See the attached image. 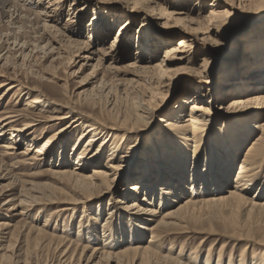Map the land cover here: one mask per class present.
Returning <instances> with one entry per match:
<instances>
[{"label": "rangeland", "instance_id": "374dc122", "mask_svg": "<svg viewBox=\"0 0 264 264\" xmlns=\"http://www.w3.org/2000/svg\"><path fill=\"white\" fill-rule=\"evenodd\" d=\"M53 1L54 0H25L24 2L27 7L37 10L47 5L54 8L55 5H51V2ZM154 1L155 3L153 4L150 0H62V7L60 6V22L64 23L68 18H71V20H73L71 21L73 29L78 31V33H81L80 37L78 35H73L72 39L78 40V42L88 41V43H90L96 50H104L112 44L116 36L122 33L119 35V44L115 51L117 59L114 64L119 68L117 71L111 69L106 63H104V65L102 64L100 67H94L97 59L88 63L91 65H86L87 61L83 59V57L87 53L77 52L79 51V46L77 47L75 44H69L65 38L55 34L54 30H43V27H40L42 25H40L39 27L42 29L39 28L41 33L34 34L33 31H36V29L34 30V27L31 26L30 22H27L24 25V28L19 29L23 20L21 21V19L16 18L17 20L15 19V21H18V23L13 24L11 21L12 18H10L11 13L8 18L3 20L0 16V32L2 31V33H4L3 38L4 36H7V38L11 37L14 30L17 32L18 36L25 34V36L22 35L23 37H21L25 42L28 40L26 43H29L30 45H28L29 48L26 51L28 55L26 56L25 61H23L24 55L20 51L15 53L14 57H16V59L13 57L11 58L12 62H17L16 65L15 63H9L6 65L4 64L6 60L0 61V69L4 70L7 76L20 79L22 82L28 81L32 84H37L38 80H40L39 78H41L39 74L42 68L45 67L52 71L54 67H57V88L64 93V87L66 88L67 85L68 92L66 95L68 96L66 99L71 101L79 100L82 102L79 105L81 107L80 109L90 113L92 116H102L101 114L104 112L103 109H112L113 113L123 115L125 113H130L131 111H136L139 108L142 109L144 108L142 107L143 105L152 106V110L155 108V112H152V114L148 116V121L136 124L139 127L143 125V128L146 129L150 123L148 127L149 129L144 130L146 132L140 134L147 135L138 144L139 146L137 147L136 152L138 156H136V158L140 156L139 159H135L136 164H132L133 167L131 166L127 172H124L120 178L112 183L109 193L102 197L98 196L92 201L83 202L77 206L67 202H51L52 204L45 205H43L44 203H36L29 206L28 214L21 215L20 212L12 210L13 203L10 204V206L3 205L4 200L6 201L8 198L12 197L17 199L20 186L15 185L8 188L7 185L10 184L9 178L0 180V222L8 223L10 225L7 227L8 229L6 228L7 236L10 238L11 235L15 233V243H19V245L22 246V249L17 252V254H19L18 257L14 256L15 261H19L21 264H26L27 261V264H60V262L57 261L59 260L60 252L58 253L55 249V245L53 247L46 246L45 244H47L48 241L46 242L45 239H42V242L44 241V244H41L42 250H39L32 255L27 261L23 257L24 255H22L25 254L24 251L27 249H33L32 244L36 241L33 232L29 231L30 226L38 225V227H42L47 218H50V214L53 215L49 219L50 223L47 226V231L49 233L64 236L69 241L75 239L73 242L77 240L76 242L79 245L81 244V247L87 245L90 246L89 248L91 250L93 247L105 246V239H107V242L109 241L110 247H115L117 245H115L117 242L116 240H122L119 236L116 239L112 236L110 238L107 237L109 236V232L103 234V232H106L107 229L113 227V225L117 228L118 233H116V236L120 235V230L124 227V230L133 237L136 234L137 229L129 220L128 215H125L124 217L118 215V219L114 216L110 220L108 226L104 225V221L110 214L109 209L113 207V205H118L121 200L120 198H124V205L130 204L131 201L135 199V195L138 196L139 200H143L141 198L144 196V193L141 189L137 190V193L134 196L131 194H125L124 190L132 185V183H140V178L135 179V177H138V174H141V171H144L146 165H149L150 168L149 172L152 175L151 182H155V179L159 182L158 189L156 188L155 191H151L152 195L149 199H155L157 202L159 199L163 200L167 198L166 202H164L166 207H161L166 210H168V207L171 205L170 196H173V200L177 199L180 185H183V187L188 186V182L191 180L192 176H196V179H203L205 161L207 159L210 160L207 164H210L209 162H211L210 151L202 150V153L207 151V154L198 162L197 168H193V158L189 151L192 147L186 145L185 141L180 142L181 137L183 136L182 134L163 127L162 121H160L161 119L171 118L175 111H179L180 108H178V106L181 105L186 97L192 95L195 97L201 96L203 97L202 100L206 102V105L211 107L212 118L215 117L214 119L217 121L215 127L216 129H219V132L215 135V141L212 143V147L214 146L213 148H215L214 154L217 156V161H220V157L222 156V160L227 162L229 168L228 172L230 173L228 180L235 179L240 167L241 158L243 157V144L240 147V144L236 142L234 143L233 141L239 140L238 142H242V139H245L244 136H239L235 131L237 130L241 132L240 129H246L247 125L238 122L242 121L241 115L246 116L251 113H241V110L244 109H230L228 106L231 105L233 99L245 96L247 90L251 91L253 89L256 90L255 88H259L260 86L262 87V84H259L257 78L261 75L259 70L262 68V72L264 71V22L258 20L251 22L245 19V17H243L244 14L240 12L242 8H245L244 3L241 2V0ZM149 4H151V6L155 4L168 6L170 12H176V14L174 13V16L176 17L172 16L169 18L167 15H160L158 11H150V8L147 7ZM70 7L72 9H70ZM224 8L228 9V11L224 13V18L214 15L216 17H214L209 23L204 24L203 29H198L197 31L193 30L194 33L191 34V43L193 46L189 48L191 51H186L182 54L178 52L180 56L184 55L187 58L175 59L177 62L175 66L181 68V71L174 77L166 75L164 80L167 81L161 87H158V84H156V79L153 81L150 75L147 73H142L141 75V72L136 67H132L137 56H154L157 59H160L163 56L165 57L167 47L178 44L177 42L182 38V35L187 34L186 29H189V25L183 21L178 22L176 19L177 17L184 18L190 16L200 20L210 16L212 9L222 11ZM13 10L14 8H12V11ZM17 14L18 13L15 12L12 17L15 18ZM127 19L130 20L128 25L130 23L131 25L127 26L121 32V25ZM226 19H230V27L224 25L223 22ZM184 20L189 22V18H184ZM10 22L12 23L10 24ZM197 24L199 25V23ZM197 24L194 26L197 27ZM40 35L44 38L38 37ZM12 37H14V35ZM227 39L230 40L227 41ZM3 40H5V38L1 39L0 43ZM50 40L54 43V49L46 50L49 48L47 43ZM13 41L14 39L8 41L9 44H6L2 56L7 52L9 45L16 49L22 46V42L19 43V41H14V44ZM218 44H220V46H218ZM207 52H209V54ZM206 53L212 62V68L210 67L208 72L201 71V64ZM127 79H135V81L131 82L127 81ZM2 82L3 80L0 78V83ZM102 82L104 84H102ZM7 87L8 85L0 89V96L2 91ZM156 89L158 91L155 93L154 90ZM63 93L59 91L57 95L53 94L52 96L54 98H64ZM239 94L242 95L239 96ZM26 98V96H21V99H17L13 97V93L9 94L5 101H0V112H7V110L21 112L27 109L28 111H34L33 113L38 114L41 107L38 108L36 106L34 108H28ZM130 108L131 110H128ZM258 108H260V110L262 109L259 111L260 117L258 120H260L264 118V105ZM0 115L2 114L0 113ZM69 121V119H66L62 124L65 125ZM21 123H23V121H20V123L17 124L22 125ZM87 126L89 127V124H86L84 128ZM42 129V127H38L37 134L34 135L40 137L37 143H35L36 141L34 140V146L36 144L43 145L53 133L51 131H45L46 133L41 135V137L38 134H40ZM16 134L17 133L14 135ZM241 134H243V132L240 133V135ZM133 135V141L135 142L138 137L137 135L139 134ZM80 136L81 129H76L67 139L63 140L64 137H62L58 146L52 144L56 149H50L46 152L47 154L40 155L39 158L44 157L43 162L37 161L34 162V165H20L15 169L13 168V173L18 176L21 175V179L25 178V180L27 179L30 182L39 185L57 184L58 179H55L53 175L47 171L46 173L45 170L49 168L50 164L62 161L60 158V153L62 152H64L63 160L66 159L69 163L70 169H74L77 166L76 159L79 155L78 152L75 153L76 150L74 149V144L78 142ZM9 137H11V135H9L8 138ZM155 139H161L160 141H162L166 147L162 148V150L166 151L162 152L161 150V164L159 163L157 156L152 153V143ZM10 140H7V138L3 139L0 136V145L6 144V142H10ZM13 140H16V142L13 141L14 143L12 145L14 149L11 151L16 153L10 156H5L3 158L5 164H12L21 159L22 155L20 152H23L27 148V144H30L28 142L30 138L28 139L26 134H21L19 137L15 136L13 137ZM87 140L88 139L86 138V141ZM133 141H127L124 150L123 148H120V155L129 150ZM1 149L3 150V148ZM51 150L53 152H51ZM44 151H47V149ZM110 152L112 151L107 144L105 152H102V157L98 161H95L94 159L84 164L90 168V172L94 167H105L108 162L107 157L111 154ZM165 157H167V159H165ZM166 160L169 162H166ZM174 160H176L175 163H172ZM92 162H96V165ZM165 163H168L170 167H167ZM172 164H178V167H176L177 169H175ZM159 165L163 167L166 166V170L164 172L160 171V169H158ZM206 168L209 173V169L211 170L210 165H207ZM37 173H40V175H35ZM30 174L34 175V177L28 176ZM258 176L260 180L264 178V168ZM149 184L150 182L148 183V186ZM199 186L200 185H198L197 188ZM189 187L191 188V186ZM219 188L217 187V189ZM188 192L190 193H186V197L192 195V189ZM162 193H169V196H161ZM199 193L201 192L198 191L196 193L197 195L193 194L192 196H199ZM113 197H115L114 203ZM143 201L144 205L147 206L149 205L147 203L152 202ZM84 206H87L89 209V215L82 213ZM59 209H62V211L57 213V210ZM215 212L212 213V218L207 217L204 225L199 221H196L197 223L192 221L186 226L183 222L181 226L186 227L185 229H176L175 231L172 230L171 232L168 231L161 233L159 238L163 245V250H165L162 251V253H166L170 247H173L174 253L176 254L179 253L181 249L184 259L189 261L193 252L196 251L194 254L198 255L197 264H205V259L209 252L212 257V264H216L220 254H222V264H229V261H231L232 264H239L241 255L245 253L243 259L244 262L242 261L244 264H254V255L256 252L259 255L262 254V259L264 260V252H260L259 249H257L259 247L256 244V239L252 240L249 238L243 239L238 237L240 234H245L246 231L243 230H245L244 228L246 226H240V228L243 227L241 230H239V227L237 226H234L235 228L232 227L231 224L229 227H225L223 222L224 218L222 216L224 213L217 210ZM89 217L92 220L93 225L90 220H87ZM16 225H18L19 228H17ZM187 227H189V229ZM211 227L214 228L212 229ZM80 229H82L83 232L82 236L78 235ZM141 229L142 231L145 230L144 228ZM233 229L234 231L237 230V233L240 232L239 235L234 234ZM144 234V240L148 241L151 234L147 231ZM260 238L261 235L258 234L257 239ZM28 239L31 241L34 240L33 242H30V246ZM112 239L115 240L112 241ZM37 241L39 242V240ZM124 243L125 242L122 241L120 242V245H123ZM10 261H13V259ZM0 264H2L1 261ZM82 264H85V261H82Z\"/></svg>", "mask_w": 264, "mask_h": 264}, {"label": "bare ground", "instance_id": "6f19581e", "mask_svg": "<svg viewBox=\"0 0 264 264\" xmlns=\"http://www.w3.org/2000/svg\"><path fill=\"white\" fill-rule=\"evenodd\" d=\"M24 1L25 0H0L1 19L3 20L8 18L11 13L10 18H12L11 21L13 22V24L18 23V21H15L16 18L21 19V21L23 20L22 22L24 24L22 23V25L19 26L20 29L24 28V25L27 22H30L31 26L34 27V30L36 29V31H33L34 34L41 33L42 29L40 27H43V30H54L55 34H58L59 36L65 38L69 44H75V46L77 47L79 46V51L77 52L87 53L83 57V59L87 61L86 65H91L88 63L97 59L94 67H100L102 66V64L104 65V63H106L111 69H115L116 71L119 69L114 64L115 60L117 59L115 51L117 50V46L119 44V35H121L122 33L116 36L109 47L105 48L104 50H96L90 43H88V41L78 42V40L72 39L73 35H78L80 37L81 33H78V31L73 29V26L71 24V21L73 20H71V18H68L64 23L60 22V6L62 7V0H54L53 2H51V5H55L54 8H52L50 5H47L37 10H34L31 7H27ZM150 2L153 4L155 3L154 0H150ZM241 2H243L245 6V8H242V10L240 11L242 14H244V16H241L245 17V19L251 22H255L257 20L264 22V0H241ZM147 7L150 8V11H158L160 15H167L169 18L172 16L176 17L174 16L176 12H170L168 6H161L158 4L151 6V4H149V6ZM12 8H14L13 11ZM70 9L72 8L70 7ZM227 11V8H224L222 11H218V9H212V13L210 16L200 20L195 19V17L192 18L190 16L184 17L186 19L189 18V22L191 21L190 23L188 21L186 22L183 17H177L176 19L178 20V22L183 21L184 23L189 25H187L189 29H186L187 34H180L182 35V38L179 39V41L177 42L178 44L167 47L165 57L163 56L162 58L157 59L154 56H137L136 61L132 64V67H136L141 72V75L142 73H147L148 75H150L153 81L156 79V84H158V87H161L167 81L164 80L166 75L174 77L181 71V68H177L175 66L177 63L175 59L187 58L184 55L180 56L178 52L182 54L183 52L191 51V49L189 48L193 46L191 43V34L194 33L193 30L197 31L198 29H203L204 24L209 23L216 16L224 18V13ZM15 12H17L18 14L14 18L12 16L13 14H15ZM127 20L121 25V32L127 26L131 25V23L128 25L130 20ZM12 22H10V24ZM192 22L195 23L193 24ZM229 22L230 19H226L223 23L224 25L230 27L231 25L229 24ZM197 23H199V25ZM196 24L198 25L197 27H195ZM3 34L4 33H2L1 31L0 40L5 38L6 41L3 40L0 43V61L6 60L4 64L7 65L9 63H15L16 65L17 62H12L11 58L13 57L14 59H16V57H14L15 53L19 51L23 53V61H25L26 56L28 55L26 51L30 46L29 43H26L28 40L25 42V40L22 39V35L25 36V34L18 36L17 32L14 30L12 34V36L14 35V37L11 36L7 38V36H4L3 38ZM38 37L44 38L42 35ZM10 39H14L15 42L19 41V43L22 42V46L16 49L15 47L12 48L9 45L7 52L2 56L3 50H5L6 44ZM229 40L230 39H227V41ZM47 45H49V48H47L46 50L54 49V43H52L51 40L48 41ZM218 46H220V44H218ZM176 53L179 55H177ZM207 53L209 54V52ZM207 53L203 58L201 71L208 72L210 70V67L212 68V62L210 61V57L207 56ZM56 69L57 67H54V69L50 71L45 67L42 68L39 74L42 79L39 78L40 80H38L37 84H32L28 81L22 82L20 79L7 76L6 72L0 69V78L3 80V82L0 83V89L8 85V87L4 91H2L0 101H5L7 96L13 93V97L17 99H21V96H26L28 108H34L36 106L38 108L41 107L40 112L38 113L39 115L33 113L34 111H28L27 109L21 112H18L16 110H7V112H0L2 114L0 115V136L3 139H11L10 142L5 141L6 144L0 145V180L9 178L10 184L7 185L8 188L15 185L20 186L19 194L18 196L16 195L17 199L12 197L8 198L6 201L4 200L3 205L10 206V204L13 203L12 210L20 212L21 215L28 214L29 206H32L36 203H44L43 205H45L52 204L51 202H67L77 206L80 203L92 201L98 196L102 197L103 195L109 193L112 183L120 178L124 172H127L132 164H136V160H138L140 157L139 156L136 158V156H138L136 154L137 147L139 146L138 144L140 143V141L147 135L140 134L146 132L144 130L149 129L148 127L150 123L146 127V129L143 128V125L139 127L136 124L143 121H148V116L152 114V112H155V108H153L152 110V106L141 105L144 108L140 109L138 107V110L135 109L136 111H131L130 113H125L123 115L113 113L112 109H103L104 112L101 114L102 116H92L90 113H87L80 109L81 107L79 105L82 102H80L79 100L71 101L66 99L68 96L66 95V93L68 92V86L66 84V88L64 87V93L62 92V90L57 88L56 80L58 79V74ZM261 69L259 70L261 72V75H259L257 79L259 84H262V87L260 86L259 88H255L256 90H247L245 96L233 99L231 105L228 106L230 109H244L241 110V113H251L246 116L241 115L242 121L238 122L240 124L243 123L244 125H247L246 129H240L241 132L237 130L235 131L237 134H239V136H244L245 138L242 139V142H238L239 140L233 141L234 143L236 142L240 144V147L243 144V157L241 158L240 167L237 171L235 179L228 180L230 173L228 172L229 168L227 166V162L225 160H222V156L220 157L221 160L217 161V156L214 154L215 148H213L214 146L212 147V143H214L215 135L217 132H219V129H216L215 127L217 121L214 119L215 117L212 118L213 115L211 114V107L206 105V102L202 100L203 97L201 96L196 95L197 97H195L192 95L186 97L182 101L181 105L178 106V108H180L179 111H175L171 118L161 119L160 121H162L163 127L170 129L171 131H174L176 133L182 134L183 136L181 137L180 142L185 141L186 145L192 147L189 151L191 153V157L193 158V168H197L198 162L202 160V158L207 154L208 150L210 151L211 162H209L210 164H207V162L210 160L207 159L205 161L203 179H196V176H192L191 180L188 182V186L183 187V185H180V188L178 190L179 195L177 196V199L173 200V196H170L172 199H170L171 205L168 207V210H166L165 208L162 209L161 207H166V204L164 202H166L167 198L163 200L159 199V201L157 200V202L155 199H149V197L152 195L151 191H155L156 188L158 189L159 182L157 179H155V182H151L152 175L149 172L150 168L149 165H146L144 171H141V174L139 173V176L135 177V179H141H139L140 183H132V185L124 190V193L134 196L137 193V190L141 189L144 193V196L141 199L145 200L146 202H152L147 203L149 204L148 206L144 205V201L139 200L138 196L135 195V199L131 201L130 204L126 203L127 205H124V198H120L121 200L119 199V204L113 205V207L109 209L110 214L104 221V225L108 226L110 220L114 216L116 217V219H118V215H120L121 217L128 215L129 220L137 229L136 234L133 237H131L132 235H129V233L124 230V227L120 230V235L116 236V233H118L117 228H115V226L113 225V227L111 228L108 227L109 229H107L106 232H103V234H107V232H109V236H107L109 238L111 236L113 238L115 237V239L118 238V236L121 237L122 240H116L117 242L115 243V245L117 244L118 246L114 245L115 247H110L109 241L107 242V239H105V246L93 247L91 250L89 248L90 246L87 245L81 247V244L79 245L76 242L77 240L75 241L76 243L73 242L75 239L69 241L64 236H58L49 233L47 231V226L50 223L49 219L53 215L50 214V218H47L42 227H38V225L30 226L29 231L33 232V234L35 235V240H39V242L34 241L33 238V249L29 248L24 251L25 254L21 253L22 255H24L23 257L26 259V261L39 250H42L41 244H44V241L42 242V239H45L46 242L48 241L47 244H45L46 246L53 247L55 245V249L58 251V253L60 252V255L58 254L59 260H57L60 262V264H82V261H85V264H197L198 255L194 254L196 251L193 252L191 257L189 258V261H186V259H184L181 249L179 253L176 254L174 253L173 247H170V249L166 253H162V251L165 250H163V245L160 242L159 236L163 232H171L172 230L175 231L176 229H185L186 227L181 226L183 222L186 224V226H188L187 224L192 221H195V223H197L196 221H199L204 225L207 217L212 218V213L216 210L224 213L222 216L224 218L223 222L225 227H229L231 224L232 227L237 226L239 227V230H241L243 229V227L240 228V226H246L244 228L245 230H243L246 231L245 234L239 235L240 232L237 233L238 231H234V229L233 233L238 234L239 238H249L252 240L256 239V244L259 247L257 249H259L260 252H264V178L260 180L258 176L264 168V118L258 120V118L260 117L259 111L262 110H260V108L258 107H262L264 105V71L262 72ZM127 81L132 82L135 81V79H127ZM102 84L104 83L102 82ZM59 91L63 93L64 98H54L52 96L53 94L57 95ZM154 91L156 93L158 90L156 89ZM241 95L239 94V96ZM128 110H131V108ZM66 119H69L70 121L63 125L62 123H64ZM20 121H23V123H21L22 125L17 124L20 123ZM85 123L89 124V127L87 126L86 128H84L86 126ZM38 127L43 128L40 134H38L40 136L46 133L45 131H51L53 133L44 142L43 145L36 144L34 146V144L37 143L38 139H40L38 135V137L34 136L35 134H37ZM76 129H81V136L78 138V142L75 143L74 141V149L76 150L75 153L78 152L79 154H77L78 157L76 159L77 166L74 169H70L68 161L66 159L63 160L64 152H62L60 153V158L62 159V161H60L59 163L55 162L53 164H50L51 167L49 166V168L45 170V172L47 171L48 173L52 174L55 179H58L57 184L52 183L39 185L34 182H30L27 179L25 180V178L21 179V175L18 176L13 173V168L15 169L20 165H34V162H43L44 157L39 158V156L45 154L50 149H56L52 144H56L58 146V143L61 141L60 139L62 137H64L63 140L67 139L68 136L72 135ZM242 132L243 134L240 135V133ZM15 133L17 134L14 135ZM21 134H26L28 136V139L30 138V140L28 141L30 144H27V148L23 152H20L22 155L21 159L13 162L12 164H5L3 158L5 156H10L16 153L14 151H11L12 149H14L12 144L16 142V140H13V137H19V135ZM133 134H139L137 135L138 137L135 142L133 141ZM9 135H11V137L8 138ZM86 138L88 139L87 141ZM34 140L36 141L35 143ZM129 140L133 141L131 147H129V150H127V152L120 155V148H123L124 150L125 145ZM160 140H153L152 153L153 155L157 156L159 163L161 164L162 158L160 154L166 151L162 150V148L166 147L165 144ZM107 144L112 151L110 152L111 154H109L107 157V164L105 165V167L103 165V167L100 168L92 167L93 169L90 172V168H88L84 163L92 161L94 159L95 161H98L102 157V152H105ZM1 148H3V150ZM45 149H47V151H44ZM202 150L207 151L202 153ZM51 152L53 151L51 150ZM165 159H167V157H165ZM175 161L176 160L172 161V163H175ZM166 162L169 161L166 160ZM92 163H95L96 165V162ZM165 164L167 165V167L169 166L168 163ZM172 165H174V168L177 169L176 167H178V164ZM207 165H210L211 167V170L209 169V173L208 169L206 168ZM165 167L166 166L163 167L159 165L158 169L164 172L166 170ZM35 175H40V173H37ZM28 176L34 177V175L31 174ZM147 182H150L149 186ZM198 185L200 186L197 188ZM189 186H191V188ZM217 187L221 188L217 189ZM190 189H192V195L196 194L198 191H200L201 193H199V196L196 197L192 195L186 197L185 195L186 193H190L188 192L190 191ZM164 195L169 196V193L161 194V196ZM114 199L115 197H113V203ZM88 210L89 209L87 208V206H84V212L82 211V213L89 215ZM57 211V213H60L62 209H59ZM87 220H90L92 222L90 217ZM9 226L10 225L8 223L0 222V261L2 264H21L19 261H15L14 256L18 257L19 254H17V252L22 249V246H20L19 243H15V233H13L10 238L7 236L6 228ZM16 227L19 228L18 225H16ZM141 228H144L145 230L142 231ZM187 228L189 229V227ZM146 231L151 234L148 241L144 240L145 237H143ZM258 234L261 235L260 239H257ZM78 235H83L82 229H80ZM115 239H112V241H114ZM33 241L28 239L29 246L30 242ZM122 241L125 243L123 245H120V242ZM245 254L241 255L239 264L242 263ZM262 258V254L259 255L256 252L254 255L253 263L264 264V260ZM12 259L13 261H10ZM205 264H212V257L210 252L205 259ZM216 264H222V254L219 255ZM229 264H232V262L229 261Z\"/></svg>", "mask_w": 264, "mask_h": 264}]
</instances>
